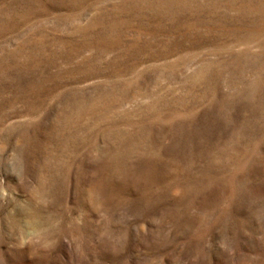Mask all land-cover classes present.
<instances>
[{
	"label": "rangeland",
	"instance_id": "1",
	"mask_svg": "<svg viewBox=\"0 0 264 264\" xmlns=\"http://www.w3.org/2000/svg\"><path fill=\"white\" fill-rule=\"evenodd\" d=\"M0 264H264V0H0Z\"/></svg>",
	"mask_w": 264,
	"mask_h": 264
}]
</instances>
